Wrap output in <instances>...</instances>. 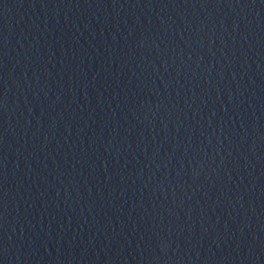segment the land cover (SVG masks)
Segmentation results:
<instances>
[{"label": "water", "instance_id": "1", "mask_svg": "<svg viewBox=\"0 0 264 264\" xmlns=\"http://www.w3.org/2000/svg\"><path fill=\"white\" fill-rule=\"evenodd\" d=\"M0 264H264V0H0Z\"/></svg>", "mask_w": 264, "mask_h": 264}]
</instances>
